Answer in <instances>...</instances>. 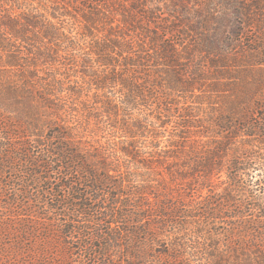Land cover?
<instances>
[{
	"label": "trees",
	"instance_id": "1",
	"mask_svg": "<svg viewBox=\"0 0 264 264\" xmlns=\"http://www.w3.org/2000/svg\"><path fill=\"white\" fill-rule=\"evenodd\" d=\"M182 3L165 4L173 21L164 22L148 0H0V175L18 163V181L58 175L50 202L25 206L3 193L0 264H264V162L254 168L243 146L264 130L252 122L258 105L264 121V97L259 104L243 78L224 90L229 24L191 20ZM212 24L215 34L185 42ZM60 95L74 124L103 117L118 132L114 159L57 116ZM140 105L156 113L142 150L143 120L125 113ZM175 115L162 139L153 125Z\"/></svg>",
	"mask_w": 264,
	"mask_h": 264
},
{
	"label": "rangeland",
	"instance_id": "2",
	"mask_svg": "<svg viewBox=\"0 0 264 264\" xmlns=\"http://www.w3.org/2000/svg\"><path fill=\"white\" fill-rule=\"evenodd\" d=\"M183 2L181 5L183 8L190 13L191 20H195L198 13L202 15L216 17L220 23L229 24L222 32L221 40L224 41V48L226 49V53H224L225 58L228 60L229 67L226 70V74L228 77L227 82L230 87H225L224 90L230 92V88H234L233 83H235V78H243L244 82H246L248 87L252 90H255L258 94V103L264 97V0H179ZM155 2H160V8L158 11L159 18L164 22L173 21V18L167 15L165 11V4L169 3V0H148L149 8L151 9ZM208 18V17H207ZM211 18V17H210ZM192 22V21H191ZM218 25L212 24L208 26L206 31H198L197 34H192V36H188L185 39L187 44H192L197 46L202 32L207 34H215L216 28ZM183 28V26L179 27ZM197 60L196 63L201 64L200 60H202V56L198 53L196 55ZM217 59V58H216ZM219 71L217 69L213 70L214 73ZM66 72L64 70L60 71ZM210 72V70H209ZM211 73V72H210ZM72 73H70V76ZM74 77L68 80V84L72 86L74 81ZM210 82V81H209ZM207 81H202L200 79H195V87L201 90H205L204 86L209 84ZM232 85V86H231ZM207 87V86H206ZM198 89V90H199ZM109 96H121L118 94L116 88H110L107 90ZM93 91L88 93V95H92ZM87 95V93H86ZM55 102L60 103V112L57 116L61 117V120H65V123L69 126L74 124L75 117H73V112L70 111L69 107H67L71 100L68 97H64L62 95L56 96ZM127 116L130 121L134 120V118H141L143 120V130L144 132L141 135L136 136L137 146L140 149H143V146L147 144L150 140V120L153 119V115L156 114L153 106L151 105H140L137 109L131 110L125 107ZM253 118H255L252 122L257 124L260 122L264 125V121H259V115L261 113L260 105H258V109H254ZM149 114V117L145 118V115ZM166 114V113H165ZM12 115V114H9ZM144 116V117H143ZM166 122V126L164 127H156V124L153 125L155 130L159 132L162 139H165L169 136L171 129L175 128L176 125V115L173 117H165L162 116ZM107 120L103 117L99 121H94L90 119L87 124L83 126H79L78 124H74L76 127L75 136L77 139L81 140L85 146H94L97 145L98 149L95 150L96 155H98L101 159L104 157L105 159H114V150L116 145L114 142L117 141L118 132L111 130L109 125H106ZM241 122V121H240ZM239 122V124H240ZM238 123V121H237ZM242 124V122H241ZM262 128V127H261ZM264 130L259 129L258 134L255 137H248L244 139L246 142L245 146L247 149L246 155L251 158V162L253 163L254 168H262V164L264 162V138L262 134ZM260 136V137H259ZM237 141L240 140V137L235 138ZM242 140V139H241ZM243 141V140H242ZM244 143V142H243ZM36 150V149H35ZM42 150V149H38ZM31 159V158H27ZM48 161L53 164V168L57 167L55 163V159L52 156H49ZM19 164L15 165L13 170H4V172L0 175V208L4 205V200L7 201L6 196L3 193L7 194L9 198L18 197L19 201L22 204H26L25 206L37 205V198H41V200L45 202H50V195L46 192L51 187L57 188V174L49 173L50 183L45 184H36L30 183L29 177H25L23 181H18L22 179L21 174L16 171V168L19 167ZM28 166V169H32L31 166ZM33 170V169H32ZM260 171V169H258ZM258 170L256 171L258 173ZM255 172V173H256ZM40 175V174H37ZM44 173L41 174V177H45ZM225 178L224 172L222 173V177ZM137 177L134 178V181L129 184V189L126 191L127 194L131 195V190L134 186L137 185ZM25 181H28L26 183ZM3 182V183H2ZM33 184V185H32ZM19 190H24V194L20 195ZM123 192V190H122ZM61 198L67 199V193L57 192ZM15 194V195H14ZM35 201V203H34ZM41 203H44L41 201ZM3 204V205H2ZM104 206V204L102 205ZM4 212V209H2ZM80 263L83 261L78 259ZM77 263V262H76ZM83 264H95L94 260L84 261Z\"/></svg>",
	"mask_w": 264,
	"mask_h": 264
}]
</instances>
